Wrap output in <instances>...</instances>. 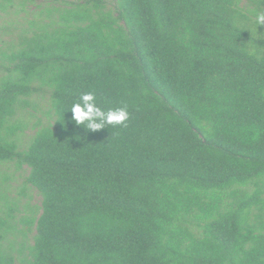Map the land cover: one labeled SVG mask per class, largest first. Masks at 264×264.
Returning <instances> with one entry per match:
<instances>
[{
    "label": "trees",
    "instance_id": "1",
    "mask_svg": "<svg viewBox=\"0 0 264 264\" xmlns=\"http://www.w3.org/2000/svg\"><path fill=\"white\" fill-rule=\"evenodd\" d=\"M257 13L264 0H0V166L28 168L41 197L15 216L0 191V264H264ZM46 89L55 119L21 150L10 121ZM85 92L129 119L76 124Z\"/></svg>",
    "mask_w": 264,
    "mask_h": 264
},
{
    "label": "rangeland",
    "instance_id": "2",
    "mask_svg": "<svg viewBox=\"0 0 264 264\" xmlns=\"http://www.w3.org/2000/svg\"><path fill=\"white\" fill-rule=\"evenodd\" d=\"M6 25L8 24L2 22V20L0 21L1 48L2 34L6 31L4 28ZM5 39H7V36H3V40ZM1 62L2 60L0 59V63ZM1 76L2 68L0 66V77ZM29 103V106L25 110L19 109L16 116L10 121L11 124H18L22 128L17 134V143L21 150L27 149L37 132L55 119L48 89L33 95L29 99ZM27 174L28 168L19 171L13 164L0 166V184L2 181L0 191L6 192V197H8L7 200L15 208V216H20L24 213L27 205L39 206L41 204V197L37 191L24 184V178ZM5 177H8V180L3 183ZM3 203L4 201L0 198V206H2ZM4 210L6 211L5 208ZM0 217L7 219V216H5V213H3L2 210H0Z\"/></svg>",
    "mask_w": 264,
    "mask_h": 264
},
{
    "label": "clouds",
    "instance_id": "3",
    "mask_svg": "<svg viewBox=\"0 0 264 264\" xmlns=\"http://www.w3.org/2000/svg\"><path fill=\"white\" fill-rule=\"evenodd\" d=\"M257 25L264 24V13L256 14ZM72 119L78 125L87 122L86 129L99 130L107 125H123L128 119L127 107L109 108L104 110L96 103V96L93 92L81 93L78 102L71 108Z\"/></svg>",
    "mask_w": 264,
    "mask_h": 264
}]
</instances>
